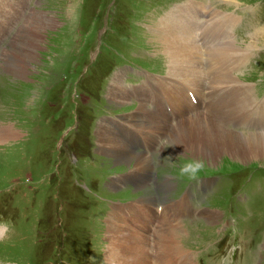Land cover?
Returning <instances> with one entry per match:
<instances>
[{
	"label": "rangeland",
	"instance_id": "374dc122",
	"mask_svg": "<svg viewBox=\"0 0 264 264\" xmlns=\"http://www.w3.org/2000/svg\"><path fill=\"white\" fill-rule=\"evenodd\" d=\"M18 1L15 5L21 17L11 20L7 29L11 26L8 31H12L0 44V128L5 125L17 134L10 137L12 142L0 144V264H109L105 259L109 243L106 217L113 206L143 202L152 194L145 191L149 185L155 194L150 201L153 208L171 206L174 200L158 195L162 194L161 180L168 177L176 184L171 198L184 195L179 200L187 199L192 212L180 215L175 226H165L167 221L161 225L164 217H157L155 225L130 222V250L131 245L143 243L140 239L136 242L134 233H151L146 242L152 249L162 230V256L168 259L176 255L178 264L186 262L177 252L180 249L192 255L194 264H264V158L246 162L231 154L201 158L190 150L177 157L167 146L171 139L166 133L159 134L158 147L146 133L149 148L156 149L153 170L160 182L156 194L154 175L149 182L150 170L138 173L137 188L132 178L131 182L122 179L131 175L134 165H121L98 151L99 145L102 147L99 121L111 116L124 122L139 106L136 96L144 99L153 93L161 86L155 78L168 76L175 65L167 52L171 44H159L152 27L177 4L203 0ZM208 2L205 0L204 7L198 5L197 22L200 17L201 21L209 17L206 26H212L226 11L237 22L220 39L211 42L213 36L208 35L210 43L206 41L204 49H229V41H246L251 32L264 26V0ZM38 5L47 16L43 18L45 27L33 26L38 38L40 35L33 46V58L27 59L24 78L9 74L3 69V52ZM187 29L195 34L193 22ZM258 45L261 47L253 50L239 74L254 83L253 95L260 101L264 98V35ZM208 59L204 54L200 68L209 78ZM237 65L235 59L218 64L219 79ZM117 71L123 77L122 85L113 79ZM110 86L127 97V105L110 97ZM138 86L144 88L133 89ZM191 86L192 91L173 102V109L168 105L177 118L187 116L192 107L196 112L201 107L202 85ZM160 107L167 110L163 101ZM161 120L166 121L164 115ZM170 126H174L173 117ZM119 133L120 139L144 144L140 134L141 139ZM141 149L144 147L136 150ZM117 180L123 184L115 188L112 184ZM204 180L210 182L205 184ZM163 186L167 191L165 182ZM202 210L209 215L203 216ZM165 212L173 211L165 208ZM164 240L173 241L172 249L164 246ZM150 253L148 259L153 264Z\"/></svg>",
	"mask_w": 264,
	"mask_h": 264
},
{
	"label": "bare ground",
	"instance_id": "6f19581e",
	"mask_svg": "<svg viewBox=\"0 0 264 264\" xmlns=\"http://www.w3.org/2000/svg\"><path fill=\"white\" fill-rule=\"evenodd\" d=\"M21 1L19 0L18 2L20 3ZM211 1L209 0L208 3L211 4ZM177 5L152 27L153 32H156L154 35H158L159 44H163V46L171 44L167 52H169L170 59L175 65L171 68L169 75L156 77L155 80L160 79L161 86L155 89L153 93L145 96L144 99L136 96L139 106L136 111L125 117L124 122L105 116L98 124V139L102 145L101 147L98 144V151L105 156L115 158L121 165L126 163L134 165L130 171L150 170L151 177L149 182L154 175L153 169L156 167L157 161L153 157L156 149L152 150L149 148L146 133L150 134L149 139L154 144H157V147L159 145L158 139H162L159 134L166 133V138L169 137L168 139H171L167 142V146L171 147L170 152L176 154L177 157L182 155L179 154L180 152L184 153L185 150H190L193 155L201 158H205L207 155L213 157L222 154H231L243 162L250 161L252 158H264V130H261L264 128V98L259 101L253 95L255 90L254 83L251 84L241 79L239 74L241 67L249 60L250 54H253V50L261 47L258 45V41L259 37L264 35V26L251 32L250 37L248 36L249 38L246 41L231 40L229 41V49L221 47L215 52H211L212 46L204 49L206 41L209 42L210 40L212 42L225 36L228 28L235 25L237 19L233 18L229 11L221 12L219 14V21L215 22L212 26H206L209 17L203 18L202 21L200 17L198 22L196 21L198 17V5L204 7L205 0L189 1L182 5ZM32 10V13H30L31 16H29L30 19L25 18L24 25L19 28L17 34L10 42L9 47L3 52L2 57L3 69L10 72L9 74H14L22 78H24L27 70V59L33 58V46L40 38V35L38 38L33 31V26L36 25L35 27L38 29L40 26H44L43 22L45 20L43 18L47 16L39 9V5ZM0 17V27L4 30L8 28L11 20L21 17L15 5V0H0ZM190 22H193L195 25V34H192L187 29ZM1 35L3 36V34ZM1 35L0 41L2 40ZM208 35L213 37L208 40ZM19 42L21 44L17 45ZM204 54L209 57L207 62V68L210 69L209 78L201 73L202 69L200 67L204 60ZM233 59L238 61L237 67L233 66L230 72L227 69L228 74L225 78L222 80L219 79L217 74L218 64ZM194 66H196V70ZM204 72L206 74L208 71L205 69ZM113 79L116 83L122 85L123 77L121 72L117 71ZM187 82L194 83L197 86L202 85V98H198V102L199 100L201 101V107L197 112L192 107L188 110L187 116L177 118L173 114L175 111H170L168 105L173 109L172 104L175 100H179L184 94L193 90L191 83L186 84ZM223 83H227V85ZM236 83L244 84L245 88L243 89L242 86ZM161 87L163 92H161ZM136 88H139V86L133 87V89ZM143 88L144 86H141L139 91ZM109 95L118 102H124L126 104V101H128L127 97L120 90L111 86ZM190 96L192 97L193 95ZM161 101H163L168 111L164 107H160ZM154 111L158 112V114L156 115ZM136 114L139 115L137 116ZM163 115L166 121L161 120ZM172 117L174 119V126L171 128L170 122ZM117 121L122 132L133 134L139 138L140 134L144 144H132L123 136V139H120V131L116 126ZM237 127H247L249 130H238ZM117 132L119 133V137ZM14 133L15 130L3 125L0 128V144L12 142L10 137ZM197 133L200 134L197 135ZM137 146H143L146 152H137L135 150ZM154 176L157 178V175ZM124 178L131 182V175L125 174ZM169 178L171 177L164 179V181L161 180V183L164 184L165 182L167 189L169 187L173 189L176 184L169 181ZM155 181L158 184L157 187H159L160 183L157 179ZM206 182L208 183L210 181H205V184H207ZM122 184L123 182L121 180H117L112 185H115L116 188L117 185ZM135 185L139 188L138 184ZM145 189L146 192L148 190L152 193L147 199L127 207L120 208L119 205L113 206L114 210L112 209L107 218V238L109 243L107 244L105 259L109 264H152L148 259L150 258V252H152L153 256V264H178L176 255H171L168 259L162 256L163 251L160 250L162 248V239H164L162 230L158 234L159 243L152 242V249L150 243L146 242V240H151V233L141 232L139 235L134 233L136 242L140 239L143 240V243H138L136 246L135 244L131 245L132 250L128 246V232L132 228L130 222L139 221L143 224L155 225L157 217H164L161 225L167 221L165 226H170L171 224L175 226L176 224L174 222L181 217L180 215L187 214L189 211L187 201L175 203L172 207H163L161 210H158L159 206H157V209L154 210L150 201L153 200L151 196L155 194L151 185ZM165 208L173 212L167 214ZM202 211L203 216L209 215V212ZM169 219H173V221L169 223ZM170 230L172 229H169L168 232ZM2 232L3 229L0 227V234ZM153 232L154 230L152 229ZM154 235L155 232L152 236ZM168 240H170V237H168ZM168 240H164V246H169L172 249L173 241ZM177 252L186 257L185 264H194L190 253L181 249L179 251L177 250ZM179 264H181L180 261Z\"/></svg>",
	"mask_w": 264,
	"mask_h": 264
},
{
	"label": "crops",
	"instance_id": "0c3cea01",
	"mask_svg": "<svg viewBox=\"0 0 264 264\" xmlns=\"http://www.w3.org/2000/svg\"><path fill=\"white\" fill-rule=\"evenodd\" d=\"M142 171H143V170H137V171H132V172H131V178H132V180H133L134 183L137 184V181H136V179H137V175H138L139 172H142ZM188 207H189V211L192 212V207H191L190 204H189ZM113 210H114V207H113ZM108 217H109V216H108ZM108 217H106V221H107V218H108ZM107 222H108V221H107ZM185 258H186V257H185Z\"/></svg>",
	"mask_w": 264,
	"mask_h": 264
}]
</instances>
